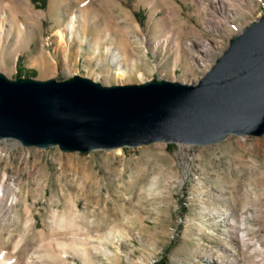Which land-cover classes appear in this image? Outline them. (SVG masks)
I'll list each match as a JSON object with an SVG mask.
<instances>
[{
	"label": "rangeland",
	"instance_id": "obj_1",
	"mask_svg": "<svg viewBox=\"0 0 264 264\" xmlns=\"http://www.w3.org/2000/svg\"><path fill=\"white\" fill-rule=\"evenodd\" d=\"M231 1L220 15L212 0H0V72L195 84L264 14V0ZM2 178L0 250L28 264H264V136L89 154L4 139ZM71 239L87 260L76 247L62 258Z\"/></svg>",
	"mask_w": 264,
	"mask_h": 264
},
{
	"label": "water",
	"instance_id": "obj_2",
	"mask_svg": "<svg viewBox=\"0 0 264 264\" xmlns=\"http://www.w3.org/2000/svg\"><path fill=\"white\" fill-rule=\"evenodd\" d=\"M229 135L264 136V14L230 38L195 84L152 79L104 86L9 79L0 72V140L66 153L158 142L207 146Z\"/></svg>",
	"mask_w": 264,
	"mask_h": 264
},
{
	"label": "bare ground",
	"instance_id": "obj_3",
	"mask_svg": "<svg viewBox=\"0 0 264 264\" xmlns=\"http://www.w3.org/2000/svg\"><path fill=\"white\" fill-rule=\"evenodd\" d=\"M219 2H223V3H227V4H229V6H234V4H233V2L231 1V0H212V3H213V9H211V8H209V9H211L212 11H213V13H216V14H220V15H222V14H224V15H229L230 13H228V11L229 10H231V9H228V11L226 12V13H224V11H222V9H221V7H218V9H217V5H219L218 3ZM152 4H154V2H152ZM207 9V8H206ZM73 17V19H75L76 18V16L75 15H73L72 16ZM227 25V24H226ZM75 27H76V24H75V21L72 23V25L70 26V29H71V31H73L74 29H75ZM1 32V34L3 33L4 34V31L3 30H1L0 31ZM6 35V34H5ZM57 36H59L60 37V40H63L64 39V34L62 33V31L61 30H59V31H57ZM177 51H179L178 50V47H177ZM112 53V52H111ZM178 55L180 56V52H178ZM121 55H120V53L118 52V50L116 49V51L114 52V53H112V55H111V61L113 62V63H118L119 61H120V59H121ZM122 61V60H121ZM125 74H126V70L125 69H123V68H118L117 69V72H116V75L120 78V79H122V78H124L125 77ZM138 75L141 77L142 76V73H138ZM5 191H6V189H5V178H2V182H1V185H0V192L2 193V196L0 197V202H2L3 201V198H4V196H5ZM13 193V195H12V200L13 201H15V202H17L18 200H19V197L16 195L17 193H16V189H14L13 188V191H12ZM12 205V204H11ZM11 205H10V209H11ZM1 206V205H0ZM3 208V211L5 212V210L7 211V207H2ZM8 211H9V209H8ZM61 221H64L65 222V224H68V225H70V223L72 222H69V223H67V221H65V219H62ZM230 232V231H229ZM66 245V247H67V251H65L64 250V255H62V258L63 259H66V257H67V255H68V249H70L71 251H73L74 253H76V251L78 250V249H80L81 250V256H83V258L85 259V260H87L88 259V243L87 242H85V241H81V240H74V239H71L67 244H65ZM59 246H61V244H59ZM64 247V246H63ZM78 248V249H74V250H72V248ZM64 249V248H63ZM69 250V251H70ZM0 264H28L27 262H24V261H22V260H18V259H16V258H14V257H12V255L11 254H7L6 252H4V251H1L0 250Z\"/></svg>",
	"mask_w": 264,
	"mask_h": 264
},
{
	"label": "trees",
	"instance_id": "obj_4",
	"mask_svg": "<svg viewBox=\"0 0 264 264\" xmlns=\"http://www.w3.org/2000/svg\"><path fill=\"white\" fill-rule=\"evenodd\" d=\"M17 74H18V76H16L15 79H18V78H21L22 77L21 72H17Z\"/></svg>",
	"mask_w": 264,
	"mask_h": 264
}]
</instances>
